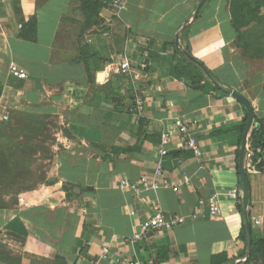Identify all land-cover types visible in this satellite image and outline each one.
Wrapping results in <instances>:
<instances>
[{"label": "crops", "instance_id": "1", "mask_svg": "<svg viewBox=\"0 0 264 264\" xmlns=\"http://www.w3.org/2000/svg\"><path fill=\"white\" fill-rule=\"evenodd\" d=\"M97 1L104 32L82 27L79 0H0V245L19 264H54L57 254L67 264H211L222 254L243 263L249 254L238 238L243 191L235 149L246 108L226 89L264 119V58L243 55L229 0H211L198 18L202 0ZM184 39L200 65L185 55ZM125 57L145 61L146 73L133 79L105 70ZM11 64L27 77L10 75ZM177 119L201 156L184 149ZM164 132L171 137L168 185L122 188V180L152 175ZM98 146L125 153L110 161ZM244 169L251 238H264V169ZM50 177L52 188L44 184ZM62 183L80 192L59 204ZM155 205L184 222L129 240Z\"/></svg>", "mask_w": 264, "mask_h": 264}, {"label": "trees", "instance_id": "2", "mask_svg": "<svg viewBox=\"0 0 264 264\" xmlns=\"http://www.w3.org/2000/svg\"><path fill=\"white\" fill-rule=\"evenodd\" d=\"M79 1H80L79 11L81 13V16L83 17L82 27L90 28L93 25L97 24L98 20L100 19V10L102 8V4L98 2L97 0H79ZM210 2L211 0H205V2L200 7V10L196 14L195 18L200 17V15L204 12V10L209 7ZM260 6H264V0H229L230 23L234 31L236 32L238 46L240 47L241 50H242L241 39L239 38L238 34L241 31L245 30L247 27V23H248L247 16L250 13L251 7L252 9H255V7L260 8ZM28 24L35 26V17L30 18ZM189 29L190 27L186 26L183 31L184 36L186 38H187ZM184 46H185L184 52L191 54V48L188 44L187 39H184ZM242 53L244 56L250 57L246 55L243 52V50H242ZM250 59H252V57H250ZM191 62L192 61H190V63ZM207 71L208 70H206V72ZM207 73L211 74V72L209 71ZM252 110H253V117H252L250 128L247 133L245 155H244V165L250 163L256 169L262 170L264 169V119L259 118L255 114L253 108ZM247 116H248L247 110L245 109V117L243 119V122L236 129L238 131V136H239L238 143L235 149V155H236V161H237L236 169H237L238 174H239V156H240V149H241V141H242V135L246 128V124L248 120ZM98 148L110 154V156L107 157V159L110 161L115 160L117 157H119L121 153H125V150L120 149L118 147L104 148L102 146H98ZM80 188L82 190L84 189L82 187ZM71 192L73 193V196L76 195L73 192L72 188H71ZM238 209L241 211V203L238 204ZM84 230L87 234H89L90 231H89V226L87 225V221L84 224ZM238 238L246 245V234H245V228L243 224H242V228H241ZM0 248H2L1 252L6 253V251L4 250L5 247L3 245H0ZM259 256H264V238L251 240V249H250L249 255L243 263H239V264H255ZM0 261L5 263V260L2 257H0ZM18 264H19V259H18ZM54 264H67V263L63 256H61L60 254H57ZM73 264H76V263H73ZM211 264H229V263H228L227 257L224 254H222V255H218L214 257Z\"/></svg>", "mask_w": 264, "mask_h": 264}, {"label": "built area", "instance_id": "3", "mask_svg": "<svg viewBox=\"0 0 264 264\" xmlns=\"http://www.w3.org/2000/svg\"><path fill=\"white\" fill-rule=\"evenodd\" d=\"M112 5L114 7H122L124 1L123 0H112ZM144 57H147V54H144ZM147 63L145 61L139 62L137 64H134L132 60L129 58H123L118 61H113L109 63L105 70L109 74H121V75H131L133 79H137L141 72L146 73L147 71ZM9 73L13 77L19 78V79H25L27 75L22 72L15 64H11L9 67ZM135 97V105L134 109L137 112H141L143 109V98L141 94H138L136 91L134 92ZM175 126L177 127V131L181 138L183 139V147L185 150L190 151L195 157L201 156V150L200 147L191 133V131L188 129L187 125L183 123L182 120L177 119L175 120ZM170 134L167 132H164L161 134L160 137V145L157 151V156L155 159L154 169L151 176H147L145 174H142L138 181L136 182H130L128 180H122L120 182V186L122 188L131 189L135 192L140 191L141 189H157L158 187H166L168 185L167 180L163 178V172H164V161L166 156L169 154L168 144L170 142ZM178 162H181V159L178 158ZM250 163L246 164L245 166L247 168L250 167ZM184 183L187 182L186 178H184ZM177 188L173 187V191H176ZM218 211V208L214 206L211 199H209V213L210 215H215ZM131 215H134L132 212ZM184 222V218L179 216H173V217H166V215L163 213V211L158 207V205L154 206V213L144 218L140 221L138 229L132 234V236L129 238L131 241H138L142 240L144 237H146L150 232H154L157 230H164V231H170L173 228L181 225ZM255 224L259 225L260 221L255 220ZM125 264H140L137 260H128ZM144 264H159L156 260L153 258L147 259V261Z\"/></svg>", "mask_w": 264, "mask_h": 264}, {"label": "rangeland", "instance_id": "4", "mask_svg": "<svg viewBox=\"0 0 264 264\" xmlns=\"http://www.w3.org/2000/svg\"><path fill=\"white\" fill-rule=\"evenodd\" d=\"M248 23L245 30L241 31L238 36L241 39V48L243 52L252 57V59H263L264 58V6H260V8L255 7V9H250V13L247 16ZM96 29H100L101 32H104V27L101 26V23L98 21L95 29H92L91 32H96ZM90 32V33H91ZM245 50V51H244ZM247 52V53H246ZM68 133V132H64ZM44 184L48 185L49 188L54 187L53 178H45ZM72 186L67 184H61L59 186V191L61 193L59 196V204L65 202H71L74 198L73 193L71 192ZM55 196H58L55 195ZM2 248H0V257L5 260L6 264H18V257L9 253L7 250L6 253L1 252ZM255 264H264V256H259L255 262Z\"/></svg>", "mask_w": 264, "mask_h": 264}, {"label": "water", "instance_id": "5", "mask_svg": "<svg viewBox=\"0 0 264 264\" xmlns=\"http://www.w3.org/2000/svg\"><path fill=\"white\" fill-rule=\"evenodd\" d=\"M205 0H202V3L200 4V6L195 10L193 17L196 16V14L198 13L201 5L203 4ZM185 55L194 63L200 65V63H198L195 59H193L192 57H190V55L188 53L185 52ZM218 86V85H216ZM227 93L236 98L237 100H239L244 107L247 110V124H246V128L243 132L242 135V141H241V149H240V156H239V172H240V180L242 183V215H243V225L245 228V234H246V242H247V247H246V254L248 255L251 249V224L248 218V213H247V204H248V187H247V181H246V174H245V170H244V155H245V146H246V139H247V133L248 130L250 128L251 122H252V117H253V110H252V106L250 105V103L240 94L234 92L233 90L230 89H226ZM90 189V187H89ZM74 192L79 193L80 189L76 188V190H74Z\"/></svg>", "mask_w": 264, "mask_h": 264}]
</instances>
